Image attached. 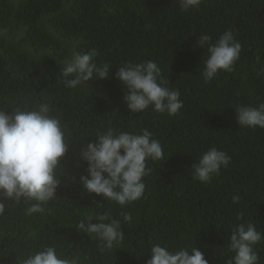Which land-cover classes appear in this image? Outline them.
Listing matches in <instances>:
<instances>
[{
  "label": "trees",
  "instance_id": "16d2710c",
  "mask_svg": "<svg viewBox=\"0 0 264 264\" xmlns=\"http://www.w3.org/2000/svg\"><path fill=\"white\" fill-rule=\"evenodd\" d=\"M203 29L213 38L230 29L241 43L232 71H220L207 83L201 75L207 48L196 46ZM23 42L26 49L20 53ZM93 48L98 63L110 64L109 77L66 88L59 75L62 64L73 52ZM145 60H154L167 86L179 90L184 106L178 114L157 113L151 107L143 113L127 109L126 89L115 72L127 62ZM262 102L264 0H202L188 11L180 9L178 0H0V107L30 109L48 103L68 140L57 172L61 183L56 196L42 205L43 212L27 214L34 201H5L0 264H19L43 246L78 257L80 264H112L98 251L99 239L76 227L88 216L97 222L99 209L120 220L121 229L129 226L121 214L126 207L88 194L79 184L87 167L80 159L81 147L108 128L134 133L147 128L161 142L164 160L147 161L151 172L143 178L142 198L159 210L156 228L167 233L165 245L170 249L186 247L195 234L172 227L171 206L181 192L204 210L208 198L222 206L225 239L210 264H225L232 255L227 246L236 224L251 222L264 232V129L239 127L234 110ZM210 147L227 152L231 162L216 175L218 189L207 182L201 193L187 184L191 173L180 171L193 154ZM163 165H168L164 171ZM176 180L184 183L179 186ZM237 195L240 200L233 203ZM173 211L178 217L200 218L186 199ZM262 245L264 241L255 250ZM258 257L264 260V248Z\"/></svg>",
  "mask_w": 264,
  "mask_h": 264
},
{
  "label": "clouds",
  "instance_id": "9594fccd",
  "mask_svg": "<svg viewBox=\"0 0 264 264\" xmlns=\"http://www.w3.org/2000/svg\"><path fill=\"white\" fill-rule=\"evenodd\" d=\"M201 2L178 0L182 11L197 8ZM21 25L25 27L24 23ZM196 46L207 48L201 73L205 83L214 80L220 71L231 72L241 52V43L230 29L221 31L214 38L203 29L196 39ZM25 49L23 42L18 51L23 53ZM97 56L94 48L83 53L73 52L59 69L63 85L76 89L86 87V82L93 77L107 79L110 64L98 63ZM115 79L126 89L123 90L124 101L132 113H143L151 107L154 112L173 116L184 106L179 90L167 86L168 81L164 80L161 68L154 60L127 62L118 67ZM234 110L239 127L264 129V102L255 107L237 106ZM67 141L61 121L52 115L48 103H38L30 109L18 105L10 110L0 107V214L5 211V201H34L26 209L29 215L44 211L42 205L56 196L61 183L57 172L68 151ZM201 151L193 154L185 170L180 172H190L187 184L191 183L193 190L203 193L207 182L218 189L216 175L229 166L231 157L216 147ZM79 155L87 164L84 174L79 177L85 192L126 207L121 214L129 226L123 229L120 220L112 219L100 209L97 222L88 216L76 225L79 232L99 239L98 251L105 253L112 264H210V257L218 252L219 244L225 239V232L221 230L222 206L213 205L208 198L204 210L192 197H185L181 192L171 206V224L174 229H192L195 234L186 247L170 249L165 245L167 233L156 228L160 212L149 200L142 198L145 192L143 178L151 172L147 161L164 160L161 142L147 128L140 133L108 128L98 133L93 142L83 145ZM167 166L163 165L162 170ZM175 182L179 186L184 183ZM182 199L189 202L200 218L175 215L173 208ZM239 200L238 195L232 197L233 203ZM262 241L264 232L258 231L256 224H236L227 246L232 255L225 264H264L258 257L264 245L255 250V245ZM19 264L80 262L78 257L58 254L55 247L43 246L30 251Z\"/></svg>",
  "mask_w": 264,
  "mask_h": 264
}]
</instances>
